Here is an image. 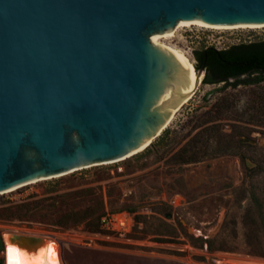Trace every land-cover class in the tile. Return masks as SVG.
<instances>
[{"label":"water","instance_id":"water-1","mask_svg":"<svg viewBox=\"0 0 264 264\" xmlns=\"http://www.w3.org/2000/svg\"><path fill=\"white\" fill-rule=\"evenodd\" d=\"M184 21L264 28V0H0V193L149 147L206 75L157 45Z\"/></svg>","mask_w":264,"mask_h":264},{"label":"rangeland","instance_id":"rangeland-1","mask_svg":"<svg viewBox=\"0 0 264 264\" xmlns=\"http://www.w3.org/2000/svg\"><path fill=\"white\" fill-rule=\"evenodd\" d=\"M261 41L264 28L199 26L160 39L195 68L197 52ZM257 199L264 203V76L232 86L202 81L142 152L0 195V234L58 235L65 264L264 262L246 241L244 217L257 215ZM107 212L130 214L132 229L103 230Z\"/></svg>","mask_w":264,"mask_h":264},{"label":"trees","instance_id":"trees-1","mask_svg":"<svg viewBox=\"0 0 264 264\" xmlns=\"http://www.w3.org/2000/svg\"><path fill=\"white\" fill-rule=\"evenodd\" d=\"M196 58L198 60L196 70L205 67L204 83H225L232 86L263 80L264 41L235 45L226 50L210 47L197 52ZM256 203L257 215L252 214L250 209L244 217L245 225L248 227L246 241L252 255L264 258V232L260 234L261 228H264V203L260 199H257ZM104 214L99 217L100 227ZM259 219L260 222L257 221Z\"/></svg>","mask_w":264,"mask_h":264},{"label":"bare ground","instance_id":"bare-ground-1","mask_svg":"<svg viewBox=\"0 0 264 264\" xmlns=\"http://www.w3.org/2000/svg\"><path fill=\"white\" fill-rule=\"evenodd\" d=\"M189 26H199V27H203V28H207V29H214V30H233V29H248V28L229 26V25L215 26V25L206 24V23L201 22V21H184V22L179 23L177 25V27L175 28V30H173L171 32H167V33L162 34V35H156L157 45H160V46L170 50L171 52H173L174 55L180 60V62L184 66L189 68V70L193 76V79H194V83L192 85V87H193L197 81V70H196L194 64L181 51L175 49L174 47H171L167 44L160 42V39H169L173 36V33L175 31H178L182 27H189ZM249 29H251V28H249ZM176 113H177V111L174 113V116ZM174 116H173V118H174ZM173 118H172V120H173ZM147 147H148L147 145L144 146L142 149H140L136 153L131 154L124 159H127L128 157H131L137 153L142 152ZM124 159L117 160V161L110 162V163H106V164L117 163V162H120ZM69 173H72V172H69ZM64 175H66V174H64ZM67 175H68V173H67ZM59 176H63V175H59ZM49 178H51V177H49ZM46 179H48V178H46ZM42 180H45V179L34 181L32 183H37V182L42 181ZM15 189H17V188L11 189V190L6 191L4 193H11V192L15 191ZM2 194L3 193H0V195H2ZM118 218H123V220H124V218H126V215H121ZM128 225L131 226V221L128 222ZM14 229H12L10 231H5L2 234V237L4 240V245H5L4 254H3V256L5 257V263L4 264H65L61 255H60V250L58 248V243H57V239H59L58 235L43 234V233H41V235H40L39 232L36 231V232H34L35 233L34 235L42 236L45 239V241L43 244H40L37 246H30L28 244H20L18 241L11 242L12 235L13 234H19V232H18L19 229L18 230L15 229V232H14ZM44 233H45V231H44ZM20 234H22V233H20ZM28 235H31V234H28ZM219 263H221V262H219ZM224 263H226V264H264L263 261L262 262L256 261V260L246 261V260H240V259L235 260L233 258L225 260Z\"/></svg>","mask_w":264,"mask_h":264},{"label":"built area","instance_id":"built-area-1","mask_svg":"<svg viewBox=\"0 0 264 264\" xmlns=\"http://www.w3.org/2000/svg\"><path fill=\"white\" fill-rule=\"evenodd\" d=\"M121 215H126V218H118ZM131 221V226L128 225V222ZM134 225V219L130 216L128 213H110L107 212L101 217V227L103 230L106 229H117L119 231L127 232L132 229ZM58 248L60 250V255L62 257V248L64 246L63 241L60 239H57ZM5 248V245H4ZM4 250L0 252L1 259L3 261V264L5 263V257L3 256ZM63 259V257H62Z\"/></svg>","mask_w":264,"mask_h":264}]
</instances>
